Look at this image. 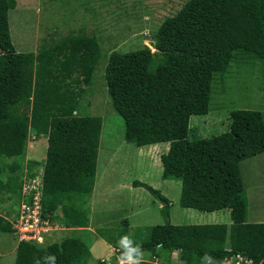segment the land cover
I'll list each match as a JSON object with an SVG mask.
<instances>
[{
  "label": "trees",
  "instance_id": "trees-1",
  "mask_svg": "<svg viewBox=\"0 0 264 264\" xmlns=\"http://www.w3.org/2000/svg\"><path fill=\"white\" fill-rule=\"evenodd\" d=\"M17 5L0 0V193L20 203L31 134L45 138L42 218L63 231L85 232L91 226L88 202L96 187L103 120L83 113L82 102L103 59L102 46L82 29L46 41L36 53H18L9 19ZM154 38L156 52L144 47L108 57L107 92L125 122V141L137 148L168 144L160 159L162 177L181 182V207L229 211L232 223L173 225L170 201L137 181L136 187L164 203L167 220L138 245L163 264H173L174 254L182 264H201L206 252L218 259L241 254L264 264V223H248L241 173L244 161L264 154L262 113L234 111L229 131L209 139L192 138L190 127L193 116L209 114L213 85L226 79L238 54L264 67V0H186ZM128 227L124 221L96 234L118 250L116 241L129 234ZM13 233V223L0 215V234ZM48 254H55L57 264L92 259L82 239L69 237L47 246L20 242L15 264H36Z\"/></svg>",
  "mask_w": 264,
  "mask_h": 264
},
{
  "label": "rangeland",
  "instance_id": "rangeland-1",
  "mask_svg": "<svg viewBox=\"0 0 264 264\" xmlns=\"http://www.w3.org/2000/svg\"><path fill=\"white\" fill-rule=\"evenodd\" d=\"M10 12L13 45L18 53H36L46 42L84 30L97 36L103 50L92 87L83 99V113L103 120L96 188L88 202L90 230L74 233L54 230L44 236L47 246L69 237L82 239L92 253L89 264L115 263L118 250L96 234L97 229H116L129 222L128 232L137 244L149 240L150 229L165 225L164 203L135 182L141 181L159 191L171 203L170 223L182 225H230L229 211L203 213L180 205L181 182L164 180L161 156L163 144L148 161L138 159V148L125 141V122L113 110L105 82L109 55L135 52L144 47L153 52L155 35L164 20L181 10L186 0H16ZM60 39V40H59ZM252 110L264 117V67L253 57L237 55L230 74L213 85L211 110L207 116H193L192 138L209 139L229 131L234 111ZM47 140L31 134L25 155V171L44 170ZM241 173L249 201L248 223L264 222V154L241 164ZM126 184V185H125ZM133 184V186H132ZM122 185L130 186L121 188ZM18 197L0 193V215L15 225L21 207ZM217 215V216H214ZM82 231V230H81ZM18 235L0 234V264H15ZM173 264H182L173 255ZM142 262L163 264L143 253ZM146 263V264H147Z\"/></svg>",
  "mask_w": 264,
  "mask_h": 264
},
{
  "label": "built area",
  "instance_id": "built-area-1",
  "mask_svg": "<svg viewBox=\"0 0 264 264\" xmlns=\"http://www.w3.org/2000/svg\"><path fill=\"white\" fill-rule=\"evenodd\" d=\"M34 171V170H33ZM26 171L23 178L22 202L14 228L20 242L44 243V236L54 230L64 229L42 218L44 170L34 173ZM229 264H254L253 260L238 254L230 258Z\"/></svg>",
  "mask_w": 264,
  "mask_h": 264
},
{
  "label": "clouds",
  "instance_id": "clouds-1",
  "mask_svg": "<svg viewBox=\"0 0 264 264\" xmlns=\"http://www.w3.org/2000/svg\"><path fill=\"white\" fill-rule=\"evenodd\" d=\"M116 245L118 255L115 264H142V246L135 244L130 234L121 235L116 241ZM229 261L228 257L218 259L207 252L201 257V264H229ZM36 264H57V258L55 254H48L42 260L38 259Z\"/></svg>",
  "mask_w": 264,
  "mask_h": 264
},
{
  "label": "crops",
  "instance_id": "crops-1",
  "mask_svg": "<svg viewBox=\"0 0 264 264\" xmlns=\"http://www.w3.org/2000/svg\"><path fill=\"white\" fill-rule=\"evenodd\" d=\"M166 145H168V144H166ZM160 146H162V145H153V146H149V147H144V148H138V159H140V160H142V158L144 159V160H146V161H148L150 158H152L153 157V155L154 154H156L157 153V149L160 147ZM164 151H166L164 154H166L167 152H168V150H169V148H164L163 149ZM161 159V158H160ZM141 182V181H140ZM141 183H143V182H141ZM126 185V184H125ZM125 185H122L121 186V188H129L128 186H125ZM132 186H133V184H132ZM134 187V186H133ZM96 188V187H95ZM139 188V187H138ZM130 190H133V188L130 186V188H129ZM94 192H98L97 191V189H96V191H94ZM18 215V214H17ZM214 216H217V215H214L213 214V217ZM262 223H264V222H262ZM91 228V227H90ZM90 228H89V230H90ZM88 230V231H89Z\"/></svg>",
  "mask_w": 264,
  "mask_h": 264
}]
</instances>
